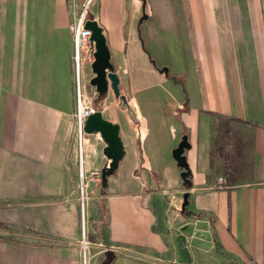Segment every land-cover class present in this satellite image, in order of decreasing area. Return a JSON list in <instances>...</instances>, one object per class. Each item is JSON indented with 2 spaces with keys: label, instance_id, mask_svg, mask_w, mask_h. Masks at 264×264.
<instances>
[{
  "label": "crops",
  "instance_id": "0c3cea01",
  "mask_svg": "<svg viewBox=\"0 0 264 264\" xmlns=\"http://www.w3.org/2000/svg\"><path fill=\"white\" fill-rule=\"evenodd\" d=\"M95 1L122 98L108 87L92 102L123 154L102 187L89 171L104 142L85 136L80 205L71 5L0 0V264H80L84 216L87 264H264V0ZM219 116L245 121L228 120L249 161L230 186L212 167ZM181 134L187 180L170 154Z\"/></svg>",
  "mask_w": 264,
  "mask_h": 264
},
{
  "label": "water",
  "instance_id": "95a60500",
  "mask_svg": "<svg viewBox=\"0 0 264 264\" xmlns=\"http://www.w3.org/2000/svg\"><path fill=\"white\" fill-rule=\"evenodd\" d=\"M144 17V14H141L138 21ZM83 26L89 29V40L93 42L92 58L89 62L91 76L88 79V83L94 87L97 97L105 94L109 87L115 96L122 98L118 93V78L109 61V51L100 26L96 23L95 19L88 17L84 20ZM159 69L164 72L166 71L164 66ZM82 128L85 133L97 132L104 142L101 151L108 160L99 168V182L104 187L106 185V176L114 170L117 161L123 154L122 143L118 136V125L103 118L100 110L95 109L85 117ZM188 146L189 143L186 140V135L181 134L176 145L170 150V154L175 160L176 165L181 169L179 174L182 180H187L186 176L189 173L183 154V150ZM185 196L186 194L184 193L182 197L185 198Z\"/></svg>",
  "mask_w": 264,
  "mask_h": 264
},
{
  "label": "built area",
  "instance_id": "2783aa9c",
  "mask_svg": "<svg viewBox=\"0 0 264 264\" xmlns=\"http://www.w3.org/2000/svg\"><path fill=\"white\" fill-rule=\"evenodd\" d=\"M91 0H81L77 2L76 0H69L70 3V18L67 22V29L71 35L72 41V53H71V73H72V91L74 105L72 110V139L76 151V160L78 162V189H79V199L81 204V197L83 191V180L85 177L84 171L82 169V146L85 141L86 133L83 130V121L85 117L93 112L96 107L92 100L93 95H89L84 91L82 84V71L80 59L85 56L91 60V52L93 50V42L89 40V29L83 26L84 20L87 18L88 4ZM83 51V55L79 54V51ZM99 171L90 170L89 177L98 176ZM219 184H224V179L221 176H217ZM84 228L80 221V232L78 238L79 254H80V264L86 263V251L89 241L86 239L84 234ZM187 234L184 236L187 241ZM170 263H173L171 260Z\"/></svg>",
  "mask_w": 264,
  "mask_h": 264
},
{
  "label": "trees",
  "instance_id": "16d2710c",
  "mask_svg": "<svg viewBox=\"0 0 264 264\" xmlns=\"http://www.w3.org/2000/svg\"><path fill=\"white\" fill-rule=\"evenodd\" d=\"M95 105V104H94ZM235 120L240 122H245L236 117H222L219 116V123L217 122V127H223L222 134L223 136L230 135L233 132V138H228L227 143H232L233 147L232 150L224 151L222 155V159L224 160V165L222 166V174L224 178V183L227 185H232L233 183L237 182L238 180L243 179L249 169V161L246 159V156L241 152V148L239 147L240 139L238 138L237 134L232 130L228 125V120ZM222 125V126H221ZM210 166H211V159H210ZM188 175L186 176V179ZM99 206L102 210V225H104L103 215H105L106 208L99 202Z\"/></svg>",
  "mask_w": 264,
  "mask_h": 264
},
{
  "label": "rangeland",
  "instance_id": "374dc122",
  "mask_svg": "<svg viewBox=\"0 0 264 264\" xmlns=\"http://www.w3.org/2000/svg\"><path fill=\"white\" fill-rule=\"evenodd\" d=\"M95 2H96L95 0H91V2L89 3V10H92L93 9V7L95 5ZM79 54L82 56L83 55V51L80 50L79 51ZM83 62H84V58L82 57L80 59L81 71L83 69V65H82ZM86 93H88L89 95H93V96H95V94H96V92L94 90V87L92 85H90V84L87 85V92ZM87 134L88 133H86V135ZM211 135H212V137H211V146H212V150H213V153H211L212 156H213V159H212V162H213L212 163L213 171L218 170L219 172L222 173V166L224 165V160L222 159V155H223L224 151H226V150H232V149H229V148L226 149L225 140L227 141L228 138L226 136H223V134H222V127L221 128H217V127L213 126L212 127V133H211ZM75 164H76V169H77L76 170L77 190H78V194H79V189H78V162H77V160L75 161ZM83 222H84V227L83 228H84V232H85L84 234L86 236V239L89 240L88 239L89 238L88 237V235H89V226L87 224V220H86L85 216H84V221H82V218H81V224H82V226H83ZM79 232H80V229H79ZM199 232H200L199 230H195L194 233L192 231L187 232V234L189 235L187 237V240H189V239L191 240V239H194V238L195 239H201V240H203L204 238L202 239V235L199 236ZM15 235H18V234H15ZM78 236H79V233H78ZM175 241L178 244V243H180L181 238L180 237H177ZM93 246L94 245L91 242H89L88 245H87V250L88 249L91 250ZM86 254H87V251H86ZM86 263H87V260H86Z\"/></svg>",
  "mask_w": 264,
  "mask_h": 264
},
{
  "label": "bare ground",
  "instance_id": "6f19581e",
  "mask_svg": "<svg viewBox=\"0 0 264 264\" xmlns=\"http://www.w3.org/2000/svg\"><path fill=\"white\" fill-rule=\"evenodd\" d=\"M84 183V182H83ZM82 205V204H81Z\"/></svg>",
  "mask_w": 264,
  "mask_h": 264
}]
</instances>
